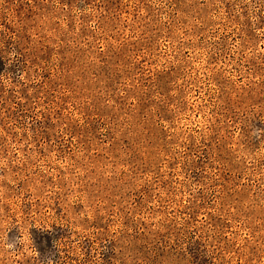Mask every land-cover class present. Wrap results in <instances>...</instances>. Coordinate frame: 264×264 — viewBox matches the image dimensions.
Here are the masks:
<instances>
[{
    "label": "rangeland",
    "instance_id": "obj_1",
    "mask_svg": "<svg viewBox=\"0 0 264 264\" xmlns=\"http://www.w3.org/2000/svg\"><path fill=\"white\" fill-rule=\"evenodd\" d=\"M0 264H264V0H0Z\"/></svg>",
    "mask_w": 264,
    "mask_h": 264
}]
</instances>
